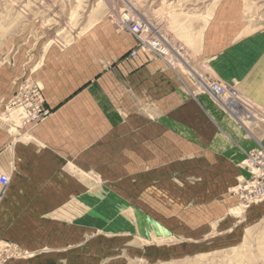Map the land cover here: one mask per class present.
<instances>
[{"label": "rangeland", "instance_id": "obj_1", "mask_svg": "<svg viewBox=\"0 0 264 264\" xmlns=\"http://www.w3.org/2000/svg\"><path fill=\"white\" fill-rule=\"evenodd\" d=\"M128 16L148 21L182 48L183 62L168 64L179 81H195L200 94L209 95L203 80L236 91L247 109L229 114L249 134L258 132L264 112L235 82L219 79L261 75L255 67L264 52V0H0V123L13 133L21 130L8 112L14 95L26 83L44 90L37 74L54 52L73 56L74 47L94 48L87 41L93 27L101 30L95 39L100 56L109 53L99 63L114 66L134 41L119 27ZM205 31L210 47H217L215 41L231 47L227 55L235 69L191 61L188 51L201 46ZM136 124L143 134V122ZM150 124L152 140L140 138L136 154L105 155V171H75V205L18 204L7 213L6 235L15 242L0 239L10 251L0 264H264V199L247 206L239 193L254 177L246 164L249 151L263 147L247 151L237 166L245 173L235 179L237 167L186 142L183 149L176 134L159 135L158 120ZM120 157L119 166L133 158L136 167L109 168ZM33 179L15 171L10 184L18 192L33 187Z\"/></svg>", "mask_w": 264, "mask_h": 264}, {"label": "crops", "instance_id": "obj_2", "mask_svg": "<svg viewBox=\"0 0 264 264\" xmlns=\"http://www.w3.org/2000/svg\"><path fill=\"white\" fill-rule=\"evenodd\" d=\"M88 33L87 41L94 48L74 47L73 56L72 51L64 55L56 51L52 62L37 74V80L44 84L43 95L51 115L42 123L16 133L0 123V176L9 178L8 185L0 183V239L15 242L11 235H6V215H12L18 204L29 207L30 203L34 208L75 205V171L86 174L91 170L105 171V155L136 154L142 143L140 138L145 142L152 140L151 119L160 123L161 137L176 134L183 141V149L186 142L194 150L201 148L198 151L207 153L205 157L221 158L234 167L243 162L247 151L264 148V123L254 135L249 134L228 110L215 103L218 101L212 94L195 90V81H179L167 62L150 53L126 59L135 48V37L125 45L115 65L105 67L99 59L109 53L100 56L95 40L101 30L93 27ZM207 33L197 50L188 51L191 61L197 65L218 62L224 69H235L229 65L227 55L231 47H221L217 41V47H210L205 38ZM259 57L255 74L260 76L219 80L235 82L236 88L264 112V52ZM136 121L143 122V134ZM129 159L125 167L119 166L121 157L108 167L135 168L137 161ZM236 170L239 173L235 179L245 173L238 167ZM15 171L32 176L34 186L14 190L10 183ZM26 192L35 194L27 201V196L23 198Z\"/></svg>", "mask_w": 264, "mask_h": 264}, {"label": "built area", "instance_id": "obj_3", "mask_svg": "<svg viewBox=\"0 0 264 264\" xmlns=\"http://www.w3.org/2000/svg\"><path fill=\"white\" fill-rule=\"evenodd\" d=\"M127 16V15H126ZM121 29H125L136 38L135 48L128 53L126 59H133L140 53L153 54L156 58L165 60L170 66L177 67L179 61L183 62L182 48L176 47L170 39L148 21L145 22L140 17H125L119 23ZM203 87L206 91L234 116L241 115L247 108L243 101L239 100L236 91H228L223 84L216 80H203ZM10 113L15 115L17 127L26 129L34 127L51 115V111L46 106V99L43 90L38 84L26 83L14 95L8 106ZM247 166L251 168L253 180H248L240 188L241 198L247 206L252 203L260 202L264 199V150L263 148L249 151ZM0 183L8 185L9 178L7 175L0 176ZM7 246L0 243V260L9 253ZM12 254V252H11ZM4 255V256H2ZM13 255V254H12Z\"/></svg>", "mask_w": 264, "mask_h": 264}, {"label": "bare ground", "instance_id": "obj_4", "mask_svg": "<svg viewBox=\"0 0 264 264\" xmlns=\"http://www.w3.org/2000/svg\"><path fill=\"white\" fill-rule=\"evenodd\" d=\"M130 4H132V3H130ZM133 5V4H132ZM133 7L135 8V6L133 5Z\"/></svg>", "mask_w": 264, "mask_h": 264}]
</instances>
